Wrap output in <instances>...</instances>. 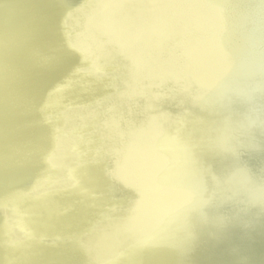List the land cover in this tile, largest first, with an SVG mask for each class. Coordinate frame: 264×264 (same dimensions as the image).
Wrapping results in <instances>:
<instances>
[{"label": "water", "instance_id": "95a60500", "mask_svg": "<svg viewBox=\"0 0 264 264\" xmlns=\"http://www.w3.org/2000/svg\"><path fill=\"white\" fill-rule=\"evenodd\" d=\"M31 1L36 7L41 4V0ZM107 1L92 0L90 3L89 0H81L64 12L56 39L58 43L61 42V53L75 56L78 65L70 71L68 69L66 76H60L46 90L42 100L33 102L32 95L26 91L0 87V96L4 93L1 98L2 109L7 111L10 100L17 95L18 107L14 118L29 115L33 123L42 128V134L36 136L38 140L35 139L30 146L24 144L26 151L15 146L24 140L8 142L5 150L11 154V158L4 161V154L0 152V170L13 169L16 178L20 179L29 165V176L32 171L35 178L39 174L44 175L42 181H37V178L32 182V177L30 185L14 188L11 195L0 201V218L6 222L0 225V248L4 250V259L0 264H5V261L6 264H37L45 250L48 253L45 264H78V251H83L82 247L92 254L93 262L90 260L87 264H98L102 261L95 249L97 240H94V235L98 230L105 231L108 222H116L125 213L128 214L134 203L132 199H135L127 176H121L117 171L119 152L132 137H135V144L148 142L150 134L145 137L135 135L134 132L139 129H135L137 125L145 122L151 110L161 123L163 142H172L173 137L177 136V147L187 151L185 160L179 164L178 156L165 149L167 152L162 153L159 173H187L191 178L189 184L194 187V199L191 201L185 197L181 203L177 200L169 202L163 197V193L158 195L159 200L152 219L157 220L156 231H160L157 236L162 237L157 241L156 236L154 239L151 237L148 240L150 244L147 245H154L152 250L160 264L165 257L162 246L171 244L170 235L164 234L165 228L181 220L174 231L183 233L182 226L187 224L189 228V222L198 220L200 212L207 207L218 209L222 201L227 207H237L236 196L250 191L252 166L245 162L235 165L224 159L227 153L235 156L245 154V133L249 128L240 124L232 130L226 124V118L221 125L218 123L223 112H234L239 100L242 101L239 105L250 117V121L258 117V108L251 101L256 94L264 98V89L261 86L264 79V44L254 34L255 28L264 27V17L258 13L260 1L206 0L205 5L197 6L200 9H196L194 17H187L184 15L187 13L182 12L183 9L190 8L189 4L185 0H175L182 12L168 10L167 19L163 23L161 20H149L151 28L160 34L157 40L162 39L172 45L176 53V47L184 51L191 48L189 52L199 57L200 64L205 69L209 67V59L206 53L201 52V48L214 49V55L217 56L211 59L212 65L215 62L216 68H221L220 71L225 75L220 74L219 80L215 79L219 83L212 84V89L204 90V95L191 94L179 87L182 86L183 79L168 76H163L160 80L145 73L148 79L145 78L142 83L145 87L140 91H133L131 83L125 84L123 75L129 68L135 72L132 62L134 53L143 55L144 51L140 53L143 46L138 34H133L130 39L136 45V49H133L132 43L126 39L121 40L119 28L113 31L90 21L96 14L108 17L104 7L100 9ZM113 1L119 7L134 0ZM158 2L159 0H148L150 6L147 10L151 11V4L157 5ZM220 12L223 16L221 24L218 20H212ZM107 13H111L110 9ZM33 14L28 16L32 25L36 19ZM121 17L123 15L120 12L115 22H121ZM135 19L136 16L134 21ZM208 34L219 40L215 44L216 49ZM8 43L23 44L21 39L11 34ZM160 45L158 41L154 43L155 48ZM2 47L0 57L4 55L5 61L0 64V79L3 76L10 77L11 82H17L19 77L26 79L27 76L8 74L12 65L22 64V59L9 53L7 47ZM41 63L48 62L45 59ZM61 63H66L65 57L61 59ZM21 67L23 71L27 69V66ZM135 67L141 68L140 64ZM180 74V77L186 78L193 75L185 70L180 71ZM80 78L89 82L84 86ZM187 81L188 84L191 83ZM75 86L79 90L74 97H69L65 93L66 89ZM98 88L104 91V96L92 95ZM193 89L197 90V85ZM7 92L11 95H7ZM90 97L91 101L84 102ZM57 98L60 99L55 103ZM208 98L213 101L212 104H207ZM80 99L83 103L76 108L75 103ZM51 100L53 103L44 109ZM76 110L81 111L75 112ZM29 126L31 125L24 124L19 130L20 133ZM133 127L134 131L130 134L129 130ZM42 142L50 144L45 152L40 150ZM207 154H211L213 159L224 160L225 170L222 174L217 173L214 161L208 159ZM138 163L139 161L134 162V166L138 167ZM182 164L184 170L189 172L181 169ZM56 172L60 175H56ZM206 176L208 182L204 180ZM259 179L264 184V176ZM150 205L153 209L155 204ZM244 205L249 203L245 202ZM146 207L149 208L147 205ZM222 211L225 212L226 208ZM118 213L120 214L117 215ZM92 223L96 224L94 233L80 238V232ZM131 250L128 247H119L116 264H131Z\"/></svg>", "mask_w": 264, "mask_h": 264}, {"label": "bare ground", "instance_id": "6f19581e", "mask_svg": "<svg viewBox=\"0 0 264 264\" xmlns=\"http://www.w3.org/2000/svg\"><path fill=\"white\" fill-rule=\"evenodd\" d=\"M80 1L41 0L40 6L36 7L31 0H0V48L5 46L9 53L18 57L20 56L19 58L22 59V64L12 65L8 74L14 73L17 76H27L26 79L19 77L17 82H11L9 81L10 77L3 76L0 79L1 88H9L11 90L15 88L14 90L26 91L32 95L33 102H39L43 99L46 90L60 76H66L71 68L78 65V59L75 56H66L61 53V42L58 43L56 37L59 36V23L64 12L66 9L80 3ZM91 1L89 0L90 3ZM185 1L189 4L190 8L183 9L184 12H182L179 3L177 4L175 0H159L157 5L151 4V11L147 10L148 6H150L148 5V0H134L129 4L126 2L119 7L116 1L108 0L100 7V9L104 7L103 9L106 10L108 17H102L97 14L91 17L90 21L96 23L99 27L106 26L113 31H117L119 28L121 40L126 39L130 44L132 43L133 49H136V45L130 41L132 35L138 34L141 37V45L144 49L142 48L140 53L144 52L143 55L134 53V60L132 62L134 63L135 72L129 68L128 72L123 75L125 84L131 83L133 91H140L145 87L142 83L145 82V78L148 79L144 75L146 73L149 76L154 75V78L157 79L163 76L183 79L182 86L179 87H183L191 94L204 95V90L212 89L214 88L212 84L219 83L215 79L219 80L220 74L225 75V73L220 71L221 68H216L217 64L215 62L212 65L211 59L217 56L214 55L212 47L208 49L201 48V52L206 53L209 59V67L205 69L200 64L201 60L199 57L189 52L191 48L184 51V49L176 47L178 50L176 53L172 49V45L165 43V41L163 42L162 39L157 40V36L160 37V34H157L155 29L151 28L149 20H161L163 23V20L167 19L168 10L170 11V9L187 13L184 14L187 17H194L196 9H200L197 6L199 4L205 5L206 3V0ZM258 1L261 4L258 13L264 17V8H262L264 0ZM124 7L126 9H123ZM109 9L111 13H107ZM120 12L123 15L121 17L122 21L116 23L115 19ZM30 13H34L33 15L36 17L34 25H32V21L28 18ZM135 16L136 19L134 21ZM221 19L223 20L221 12L212 18L213 21L218 20L217 22H220V24ZM87 27L89 28V26ZM144 32L151 35H143ZM10 34L21 39L23 44L9 45ZM254 34L264 44V27L255 28ZM208 37L212 46L216 49L215 44H218L219 40L211 34H208ZM78 41L79 38L77 39ZM156 41L161 43L159 48H155L154 46ZM63 57H65L66 63H61ZM45 59L48 63L42 64L41 62ZM4 61V55H2L0 57V64ZM137 64H140L141 68H136L135 65L137 66ZM23 65L27 66L25 71L21 67ZM120 67L121 65L119 64ZM182 70H185L189 75L193 74L192 77H180V71L182 72ZM17 73L20 74L18 75ZM80 79L84 83V86L89 82L83 78ZM187 80L191 81V83L188 84ZM195 85H197V90L193 89ZM261 86L264 89V79L261 81ZM78 90V87L75 86L66 89L65 93L69 97H74ZM103 93L104 91L98 88L92 95L104 96ZM7 95H11V93L7 92ZM3 96L4 93L0 96V152L4 154V161H8L11 158V154L5 150L8 142L11 140H24L15 146L26 151L27 147L25 145L30 146L35 139L38 140L36 136L42 134V128L35 122L33 123L29 115L14 118V112L18 107L17 102L19 98H17V95H14L12 100H10L7 111L2 109L1 98ZM59 99L57 98L55 103ZM90 99L92 97L84 102H89L91 101ZM180 99H182L181 95ZM206 102L207 104H212L213 101L208 98ZM239 102L242 101H238L234 112L231 113V110H229L220 115L218 124L221 125L222 120L226 118V124L232 130H235L240 124L249 128L245 133V154L235 156L227 153L224 159L235 165L245 162L252 166L253 174L250 175V191L248 190V193H240L236 196L237 207H227V204L223 201L218 209H212V207H207L206 205L207 208L200 212L198 220L189 222V228L187 224L182 226L183 233L178 232L179 230L174 231L181 220L165 228L164 234L170 235L171 244L162 246L164 252L162 253L165 256L162 259V264H264V184L259 179L264 176V165L262 164L264 162V98L262 95L256 94L251 101L258 108V117L252 121H250V117L247 116L245 110L239 105ZM52 103V100L48 102L44 109H47ZM82 103V99L76 102V108ZM80 111L76 110L75 112ZM24 124L31 126L26 131L20 133L19 130ZM136 128L139 129L134 132L135 135L140 134L147 137L150 134L148 142L146 144H135V137L130 138L121 152H119L120 158L117 162L119 175H126L128 185L134 190L135 199H132L134 203L129 209L128 214L125 213V216H122L116 222H108L105 226V231L98 230L94 235V240H97L95 249L102 260L98 264H116L119 247L132 249V255L129 258L131 264H160L158 257H155L152 250V246L154 245H151V247L147 245L150 244L148 240L151 237L154 239V236H156L155 241L162 237L157 236L160 232L156 231L158 222L156 219H152L159 200L158 195L163 193V197L169 202L177 200L178 203H181L185 197L188 201L194 199V187L189 184L191 183V178L187 173L164 175L158 171L162 167V153L167 152L165 149L178 156L180 159L179 164L185 160L187 151L181 150L179 146L177 147L179 138L171 136L173 137L172 142L169 140L163 142L161 123L152 110L151 114L146 116L145 122L137 125ZM133 131L134 127L129 130V133L131 134ZM200 133L203 135V132ZM49 146L48 142H42L40 150L45 152ZM207 158L214 161L217 173L222 174L224 172V160L213 159L211 154H207ZM137 161H139L138 167L134 166V162ZM181 169L189 172V170H184L183 164ZM30 171L31 166L27 165L24 176L19 179L16 178L13 169L7 171L0 170V201L11 195L14 188H25L37 178V181L44 180V175L39 174L36 178L35 175L33 177V171L31 176H29L28 173ZM56 175L59 176V172H56ZM94 179L98 180V177ZM204 180L208 182V176L204 177ZM258 196L261 199L256 201ZM245 202H248L249 205H244ZM150 203L155 204L153 209H151ZM224 208H226L225 212L222 211ZM1 223L5 224L6 222L0 218V225H2ZM172 225H175L174 229L170 230ZM95 226V223L86 226L84 231L80 232V238L83 239L87 234L94 233ZM82 249L83 251L80 250L82 253L78 251V264H87L90 260L93 262L91 258L92 254L87 252L84 247ZM46 255L48 253L45 250L38 259L37 264H45ZM3 259L4 250L0 248V262Z\"/></svg>", "mask_w": 264, "mask_h": 264}, {"label": "clouds", "instance_id": "9594fccd", "mask_svg": "<svg viewBox=\"0 0 264 264\" xmlns=\"http://www.w3.org/2000/svg\"><path fill=\"white\" fill-rule=\"evenodd\" d=\"M259 199H261V197H260V196H258V197L256 198V201H259Z\"/></svg>", "mask_w": 264, "mask_h": 264}]
</instances>
